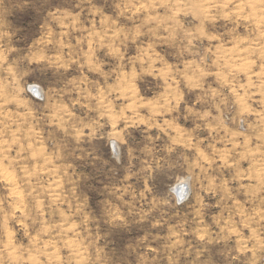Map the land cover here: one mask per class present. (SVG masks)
Segmentation results:
<instances>
[{
	"label": "rangeland",
	"instance_id": "1",
	"mask_svg": "<svg viewBox=\"0 0 264 264\" xmlns=\"http://www.w3.org/2000/svg\"><path fill=\"white\" fill-rule=\"evenodd\" d=\"M129 2L0 0V140L18 139L7 156L23 197L0 170V264H46L37 249L51 252L49 239L55 264H264V0H214L227 7L207 11L205 0H168L135 15ZM105 18L140 25V35L120 37L122 58L93 45L96 72L82 52ZM229 55L253 63L229 75ZM190 60L207 74L186 80ZM109 85L122 91L108 94L112 113L102 115L93 97ZM165 95L171 111L160 107ZM189 135L196 147L177 142Z\"/></svg>",
	"mask_w": 264,
	"mask_h": 264
},
{
	"label": "clouds",
	"instance_id": "2",
	"mask_svg": "<svg viewBox=\"0 0 264 264\" xmlns=\"http://www.w3.org/2000/svg\"><path fill=\"white\" fill-rule=\"evenodd\" d=\"M161 6H167L169 8L173 7V5L171 3L168 2V0H137V2L132 3L131 0L129 2V4H127L125 6V11H129L131 12L133 15L139 13L141 10L145 11V13L148 12L149 9L155 10L157 7H161ZM201 7L204 8L205 11H207L208 8H216L219 7L221 9L227 7V3H220L217 4L214 2V0H205V3L203 5H201ZM244 7L243 4H237L236 5V10L240 11L242 10ZM224 15H227V13H224ZM106 19L102 20L101 23L104 25V27L101 30H95L93 29L91 32H89L88 34V48L87 51H83L82 55L85 57V63L87 64V66L92 70V71H96L99 72L100 71V64L99 63H95L94 62V54H95V49L93 47V45H95L96 48L99 47H107L109 52L113 55H117L119 58L123 57V53L120 52L118 43H123L124 40L120 39L121 36L124 37V39H128L129 36V31H132L133 35L132 38L135 39V37L137 35H140V25H137L134 29H131L129 31H126L123 27H115V21L112 22V25H108L106 23ZM161 19L158 15H146L144 18L143 23H147L148 21H152L155 20L157 21V25L160 24ZM260 20H264V16L260 17ZM111 28V31L109 30ZM149 31H155L154 29H149ZM262 35H264V33H262ZM95 37L96 39L93 40L92 38ZM211 38V37H210ZM118 42V43H117ZM189 43H191V41H189ZM150 47V46H149ZM260 56L261 58H264V44H262L260 46ZM143 52V54L147 55V49H142L141 50ZM232 50H229V52H231ZM238 52H247L248 49L244 48V49H237ZM57 60L60 59L59 56L56 57ZM219 59H224V57L222 56H218L217 60ZM236 59H243V63L240 64H236L233 61ZM203 60V57H201V61ZM214 64L217 63V61H213ZM253 63V61L251 60H247L246 58H241L239 56L237 57H232V56H228L227 59L224 60V65L223 67H227L228 68V74L230 75L232 72V69H236L238 71H244L247 72L251 66V64ZM64 67H66L67 65H62ZM217 67H221L219 64H217ZM191 70L193 73L199 72V74L202 75H206L207 73L204 71V69L200 66V64H198L195 60H190L187 61L184 65V72H182L181 74L184 75L185 79L188 81H192L193 80V76L188 75V71ZM6 71L11 72L12 69L9 67L8 69H6ZM101 75H104V73H101ZM216 76H218L221 80H223L225 83H230L229 80H227L226 78V74L223 73L222 71H217L215 73ZM256 75L258 76H262L264 77V65H262L261 67V71L256 73ZM123 73H121V77L122 78ZM118 83H119V78H118ZM194 86H199L194 85ZM261 87H264V79L261 80ZM241 87H244L243 85H241ZM115 91H122L121 89H118L117 87L113 86V85H109L108 86V91L105 92L104 89H99L98 93L93 97L94 99L97 100V105L98 107H102L104 109L107 110L106 113H101L102 115L104 114H111L112 113V101L108 100V94L111 92H115ZM88 96H92L91 93H87ZM173 99L175 100H179V96L178 95H174ZM168 103H169V99L168 96L165 95L164 96V103L160 105V107L164 108L165 111H171L170 108H168ZM127 107L132 108L133 104H129L127 105ZM153 108L155 109V106H153ZM123 114V109H121V115ZM206 115V114H205ZM166 125L168 126H172L170 121H165L164 122ZM210 128L213 126H209ZM5 129H8V125H4ZM19 129H17L16 131H18ZM13 135V139L11 141L4 139V140H0V143L4 144L6 147L3 149V160H8L9 164L8 165H3L2 163H0V170H2L3 173V179L6 181H10L12 182L15 186L12 187V189L10 190V195H14L17 197L21 198V203L23 202V197H22V192L20 190V186L18 184H16V178L15 175L13 173V171H10V166L13 162L14 158H10L7 156V151L8 148H10L11 143H18V139L15 137V132L12 133ZM177 142L179 143H184L186 147H196L195 145H193L191 143V136L189 135L187 137V140H178ZM32 145L29 144V147H31ZM23 149V146H21V150ZM197 152L199 153V155L201 157H203L205 160H207V157L204 156V153L197 148ZM37 153H33V155L35 156ZM17 208L20 207L19 204L16 205ZM21 211H23V209H20ZM42 215V213H41ZM61 227V230L66 232L68 229H65L62 227V225H56L53 224L50 227ZM49 226H46L44 228L41 229L42 232L47 233L50 230ZM72 227H75V225H73ZM57 235H59V233H57ZM38 239V236H34L33 237V243L35 244L36 240ZM66 243L68 245L72 244V241H66ZM8 244H11V233H9V240H8ZM52 245V251L48 252V251H43L42 249H37L38 252H42L43 255H45L47 257V261L46 264H55V262L60 261V256H59V252L58 249L55 246V241L54 240H46L43 242L44 248H47L49 245ZM5 247L7 248L8 245H5ZM78 247V245H77ZM8 255L10 257H12L13 259H16L15 256V249L12 248L8 251ZM76 255L80 258V260L84 259V256L81 252H77ZM30 259H32L33 261L36 262V264H39V261H37V258L35 256L30 257ZM77 264H79V261L77 262Z\"/></svg>",
	"mask_w": 264,
	"mask_h": 264
},
{
	"label": "bare ground",
	"instance_id": "3",
	"mask_svg": "<svg viewBox=\"0 0 264 264\" xmlns=\"http://www.w3.org/2000/svg\"><path fill=\"white\" fill-rule=\"evenodd\" d=\"M32 90L35 91L36 93H40L41 92V90L39 88H37V87H34ZM174 189H175L174 192L177 195V197H179V198H184L185 197V195L187 193V188H186V184H185L184 181H181L178 184H176Z\"/></svg>",
	"mask_w": 264,
	"mask_h": 264
},
{
	"label": "water",
	"instance_id": "4",
	"mask_svg": "<svg viewBox=\"0 0 264 264\" xmlns=\"http://www.w3.org/2000/svg\"><path fill=\"white\" fill-rule=\"evenodd\" d=\"M185 198V197H184ZM184 198H179V197H177V200L178 201H182Z\"/></svg>",
	"mask_w": 264,
	"mask_h": 264
}]
</instances>
